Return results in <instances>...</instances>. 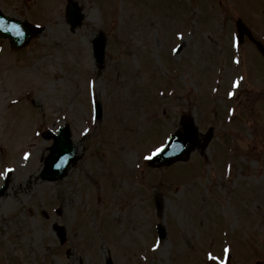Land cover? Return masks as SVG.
Masks as SVG:
<instances>
[{
  "label": "rangeland",
  "instance_id": "rangeland-1",
  "mask_svg": "<svg viewBox=\"0 0 264 264\" xmlns=\"http://www.w3.org/2000/svg\"><path fill=\"white\" fill-rule=\"evenodd\" d=\"M67 1L0 0L43 27L0 39V264H264V59L231 44L239 15L264 36V0H74L73 31ZM187 115L209 150L147 169ZM66 123L78 161L43 181L42 134Z\"/></svg>",
  "mask_w": 264,
  "mask_h": 264
},
{
  "label": "water",
  "instance_id": "water-1",
  "mask_svg": "<svg viewBox=\"0 0 264 264\" xmlns=\"http://www.w3.org/2000/svg\"><path fill=\"white\" fill-rule=\"evenodd\" d=\"M68 19L71 22L72 27H76L82 22L83 15L81 9L75 4H70L68 8ZM239 27L245 28L244 25L239 21ZM34 30L23 23L17 22L16 20H9L4 18L0 13V37L9 38L11 44L15 48L24 46L29 39L34 35ZM259 48L264 54V49L259 44ZM105 42L102 36L96 41L94 51L96 55V61L101 63L104 60ZM100 109V108H99ZM100 116V114H99ZM184 133L178 132L173 135L169 144L163 148L161 152H157L153 155L150 160L152 166L171 165L175 161L182 159L198 144L197 130H195L191 121L187 120L184 123ZM70 132L68 129H61V134L55 137V143L52 146V153L47 157L46 166L42 177L44 180H57L63 178L68 171L70 166L76 157V147L70 140ZM51 135L47 134L46 137L51 138ZM2 190H0V194Z\"/></svg>",
  "mask_w": 264,
  "mask_h": 264
},
{
  "label": "snow or ice",
  "instance_id": "snow-or-ice-1",
  "mask_svg": "<svg viewBox=\"0 0 264 264\" xmlns=\"http://www.w3.org/2000/svg\"><path fill=\"white\" fill-rule=\"evenodd\" d=\"M164 149H163V147H161V148H159V149H157L156 151L157 152H161V151H163ZM26 156H27V154H26ZM150 158V157H149ZM9 171H11V170H9ZM0 175H3V173H0ZM226 251H229L228 249H226ZM211 255V254H210Z\"/></svg>",
  "mask_w": 264,
  "mask_h": 264
}]
</instances>
